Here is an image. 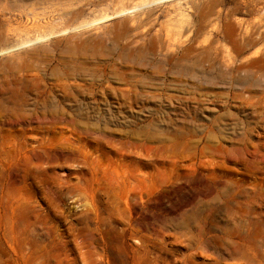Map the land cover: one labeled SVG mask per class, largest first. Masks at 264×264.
<instances>
[{
    "label": "rangeland",
    "instance_id": "1",
    "mask_svg": "<svg viewBox=\"0 0 264 264\" xmlns=\"http://www.w3.org/2000/svg\"><path fill=\"white\" fill-rule=\"evenodd\" d=\"M156 1L0 0V264H264V0Z\"/></svg>",
    "mask_w": 264,
    "mask_h": 264
},
{
    "label": "bare ground",
    "instance_id": "2",
    "mask_svg": "<svg viewBox=\"0 0 264 264\" xmlns=\"http://www.w3.org/2000/svg\"><path fill=\"white\" fill-rule=\"evenodd\" d=\"M162 1H163V0H162ZM158 2H160V0H159V1H156V2L142 3V4H139V5H136V6L133 7V8H135V9H131V10H129V12L135 11V10H137V9H139V8L144 7V6L152 5V4H154V3H158ZM139 6H140V7H139ZM137 7H138V8H137ZM101 20H103V18L92 19V20H90V21H88V22H84L83 24H81V25H79V26H84L85 28H87V27H91V26H94V25H96L97 23H99ZM75 29H76V28H75ZM37 42H38V41H37ZM37 42H35V43H37ZM27 44H30V43L27 42V43H23V44H20V45H23V46H21V47H24V46H26ZM20 45H18L17 48H21V47H19ZM14 47H16V46H14ZM11 48H13V47H11ZM13 49H15V48H13ZM13 49H7L5 52H11Z\"/></svg>",
    "mask_w": 264,
    "mask_h": 264
},
{
    "label": "water",
    "instance_id": "3",
    "mask_svg": "<svg viewBox=\"0 0 264 264\" xmlns=\"http://www.w3.org/2000/svg\"><path fill=\"white\" fill-rule=\"evenodd\" d=\"M149 6H151V5L144 6V7H142V8L137 9V10H142V9H145V8H147V7H149ZM37 43H38V42H37ZM32 44H36V43H32ZM16 49H20V48H15V49H13L12 51H14V50H16ZM12 51H11V52H12Z\"/></svg>",
    "mask_w": 264,
    "mask_h": 264
}]
</instances>
